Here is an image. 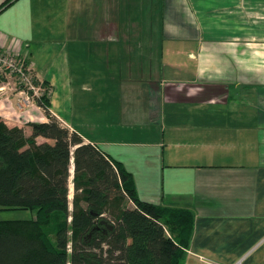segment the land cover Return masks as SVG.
I'll return each instance as SVG.
<instances>
[{
	"label": "crops",
	"instance_id": "crops-1",
	"mask_svg": "<svg viewBox=\"0 0 264 264\" xmlns=\"http://www.w3.org/2000/svg\"><path fill=\"white\" fill-rule=\"evenodd\" d=\"M0 48L142 202L192 217L182 264H264V0H11ZM16 97L0 117L28 137L49 119Z\"/></svg>",
	"mask_w": 264,
	"mask_h": 264
},
{
	"label": "trees",
	"instance_id": "trees-1",
	"mask_svg": "<svg viewBox=\"0 0 264 264\" xmlns=\"http://www.w3.org/2000/svg\"><path fill=\"white\" fill-rule=\"evenodd\" d=\"M35 102L49 122L28 123V137L0 117V210L34 212L0 220V264H182L192 217L142 202L121 163L62 127L46 93Z\"/></svg>",
	"mask_w": 264,
	"mask_h": 264
},
{
	"label": "built area",
	"instance_id": "built-area-1",
	"mask_svg": "<svg viewBox=\"0 0 264 264\" xmlns=\"http://www.w3.org/2000/svg\"><path fill=\"white\" fill-rule=\"evenodd\" d=\"M3 75L14 77L17 81V91L21 96L18 107L28 108L37 98L45 94V89L35 83L32 66L20 61L14 51L0 48V77ZM5 89L6 86H0V94H3Z\"/></svg>",
	"mask_w": 264,
	"mask_h": 264
},
{
	"label": "rangeland",
	"instance_id": "rangeland-1",
	"mask_svg": "<svg viewBox=\"0 0 264 264\" xmlns=\"http://www.w3.org/2000/svg\"><path fill=\"white\" fill-rule=\"evenodd\" d=\"M0 86H6L5 92H11L14 95L18 93L17 81L14 77H9L4 75L1 76ZM45 93L48 95V90L45 89ZM16 98H17L16 102L21 103V98L20 97H16ZM33 218H34V212L27 210H12V211L0 210V220H31Z\"/></svg>",
	"mask_w": 264,
	"mask_h": 264
}]
</instances>
